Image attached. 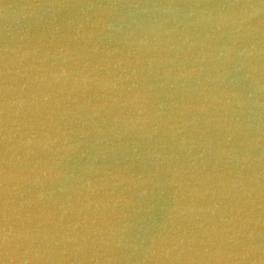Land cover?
I'll return each instance as SVG.
<instances>
[{"label": "water", "instance_id": "95a60500", "mask_svg": "<svg viewBox=\"0 0 264 264\" xmlns=\"http://www.w3.org/2000/svg\"><path fill=\"white\" fill-rule=\"evenodd\" d=\"M0 264H264V0H0Z\"/></svg>", "mask_w": 264, "mask_h": 264}]
</instances>
